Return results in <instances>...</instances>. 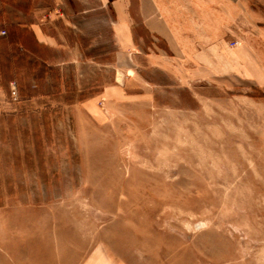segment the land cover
Returning <instances> with one entry per match:
<instances>
[{"label":"rangeland","instance_id":"rangeland-1","mask_svg":"<svg viewBox=\"0 0 264 264\" xmlns=\"http://www.w3.org/2000/svg\"><path fill=\"white\" fill-rule=\"evenodd\" d=\"M156 1L185 54L117 64L99 0H0V264H264V85L227 54L264 0Z\"/></svg>","mask_w":264,"mask_h":264},{"label":"crops","instance_id":"crops-1","mask_svg":"<svg viewBox=\"0 0 264 264\" xmlns=\"http://www.w3.org/2000/svg\"><path fill=\"white\" fill-rule=\"evenodd\" d=\"M216 1L218 11L224 9L225 5L230 6V0ZM258 1L262 2V0ZM99 2L103 6H109L114 13L111 28L117 48V56L115 57L117 64L124 56H128L133 60V57L141 53L145 54L147 60H154L153 57L157 58V56L149 55L147 50H150V46H152V48L159 51L157 48L158 41L163 42V51L170 55L171 61L178 58V53L185 54L179 45L181 41L179 42L177 38L178 34L174 30L173 23L167 19L166 15L162 14L156 0H99ZM242 3L244 11L249 13V20H252V10H249L251 6L248 7L251 1L249 0L248 3L244 0ZM257 12L260 13L259 17ZM255 14L256 19L254 20L258 22L260 25L258 27L261 30L259 31V40L251 39L252 42L244 46L239 42L234 49L230 48L229 50L228 48L227 54L231 59L234 55L238 58L241 57L240 61L242 63L237 61L235 64L241 68L245 78L253 80L257 85H264V13L255 9ZM16 25L18 28L15 32V38L18 40L19 46L24 47L25 51H27V46L23 36L28 31L32 32L36 42L47 43L46 39L49 36L44 33L40 24L35 22V24L30 23L29 25ZM215 38L218 41L221 40V37L215 36Z\"/></svg>","mask_w":264,"mask_h":264},{"label":"trees","instance_id":"trees-1","mask_svg":"<svg viewBox=\"0 0 264 264\" xmlns=\"http://www.w3.org/2000/svg\"><path fill=\"white\" fill-rule=\"evenodd\" d=\"M15 29V28H14ZM9 43H11L12 45V48H13V52L11 53H8L6 54L4 57V59L7 61H12V60H15L16 56L17 55H21V57H25L26 56V51L24 49V47H20L19 46V42L18 40L15 38V31H10L9 34L6 36ZM4 38V36H0V39L2 40ZM27 64H30L28 61H27ZM44 64V65H43ZM42 65L45 66V63H43Z\"/></svg>","mask_w":264,"mask_h":264},{"label":"built area","instance_id":"built-area-1","mask_svg":"<svg viewBox=\"0 0 264 264\" xmlns=\"http://www.w3.org/2000/svg\"><path fill=\"white\" fill-rule=\"evenodd\" d=\"M4 33V31H1V34H3ZM11 94L13 95V96H15L16 95V86H15V83H13V82H11Z\"/></svg>","mask_w":264,"mask_h":264}]
</instances>
